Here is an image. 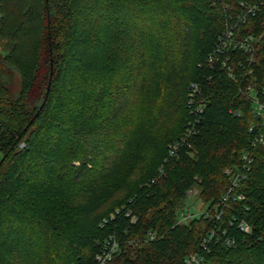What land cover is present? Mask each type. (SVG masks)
I'll list each match as a JSON object with an SVG mask.
<instances>
[{"label": "trees", "instance_id": "16d2710c", "mask_svg": "<svg viewBox=\"0 0 264 264\" xmlns=\"http://www.w3.org/2000/svg\"><path fill=\"white\" fill-rule=\"evenodd\" d=\"M238 1L0 0V264H94L109 235V264H182L196 251L200 264H264V141L249 149L240 92L264 78V4L241 26L262 33L252 75L206 61ZM189 83L205 105L163 160L192 117ZM247 148L245 199L226 215L251 232L201 248L213 219L176 213L193 188L209 209Z\"/></svg>", "mask_w": 264, "mask_h": 264}, {"label": "built area", "instance_id": "2783aa9c", "mask_svg": "<svg viewBox=\"0 0 264 264\" xmlns=\"http://www.w3.org/2000/svg\"><path fill=\"white\" fill-rule=\"evenodd\" d=\"M262 4H264V0H239L237 2V9L235 11L229 10L225 15L223 28L207 56V63L213 65L215 62H219L224 68L226 76L230 79L235 78V73H238L241 77L253 74L251 66L257 64L254 52L260 42L262 33L256 34L252 31L243 33L241 26L247 19L256 14ZM238 51L244 53L243 60L234 59ZM262 68H264V65ZM252 78L253 80L245 83L240 90L242 95L248 100L250 112L254 118L247 128L250 133L249 149L264 141V78L260 83L256 81V75L253 74ZM204 105L205 99L201 94L199 85L189 83L185 107L188 114L192 117L190 120H186L183 134L167 145L166 157L163 160L176 156V152L185 138L193 132L194 124L199 118ZM251 161V154L247 148L240 153L237 163L223 169V174L227 179V186L209 209L203 207L191 211L189 206H183L182 209L177 211L178 223H186L194 217H201L203 219L211 217L213 219L211 225H209L200 238L201 248H204L206 243L211 240L233 248L237 245V239L234 237L233 231L240 232L243 235L250 234V223L242 218H237L236 215H226V213L233 205L245 199L241 184L249 172ZM158 170L161 172L160 167H158ZM117 212L118 209H115L109 213L108 217L101 220L100 226L108 220L113 219ZM128 214V211L124 212L125 216ZM130 221L133 222L134 217H131ZM147 236L148 238H152L151 234H147ZM118 248L117 239L113 235L107 236L99 243V248L93 256L94 264H109ZM202 258L201 251L192 252L184 256L182 264H200Z\"/></svg>", "mask_w": 264, "mask_h": 264}, {"label": "rangeland", "instance_id": "374dc122", "mask_svg": "<svg viewBox=\"0 0 264 264\" xmlns=\"http://www.w3.org/2000/svg\"><path fill=\"white\" fill-rule=\"evenodd\" d=\"M2 46L3 45L0 42V52L2 51ZM200 205H201V201L199 200L198 197H196L195 189L193 188L192 190H189V191L187 190L186 199L184 201V206H189L191 211H195V210L199 209Z\"/></svg>", "mask_w": 264, "mask_h": 264}]
</instances>
